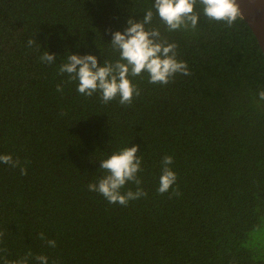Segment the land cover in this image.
Instances as JSON below:
<instances>
[{"label": "trees", "instance_id": "16d2710c", "mask_svg": "<svg viewBox=\"0 0 264 264\" xmlns=\"http://www.w3.org/2000/svg\"><path fill=\"white\" fill-rule=\"evenodd\" d=\"M154 3L0 0V155L27 169L0 163V264L29 252L28 264L39 255L49 264H264L246 244L264 218L262 51L241 16L229 28L197 3L195 29L168 31ZM148 10L146 29L177 45L190 75L167 85L131 78L141 94L121 105L81 95L59 74L69 54L117 61L111 33ZM45 51L53 64L41 61ZM137 145L147 196L122 206L88 190L106 174L102 160ZM165 156L178 196L158 193Z\"/></svg>", "mask_w": 264, "mask_h": 264}, {"label": "clouds", "instance_id": "9594fccd", "mask_svg": "<svg viewBox=\"0 0 264 264\" xmlns=\"http://www.w3.org/2000/svg\"><path fill=\"white\" fill-rule=\"evenodd\" d=\"M199 3L203 6V14L210 20L222 22L231 28L240 17L241 12L237 0H155L154 8L159 18L167 26L168 31H175L189 27L195 29L199 19V13L194 7ZM153 11L148 10L143 20L134 21L129 18L127 27L122 32H112L111 46L114 51L119 52V59L110 62L104 60L100 66L98 58L94 55L69 54L67 62L59 68V74L68 75V82L78 81L77 92L86 97H92L95 93L100 94V100L108 104L119 96L121 105H131L134 97H139L141 90L132 82L131 78L148 74V82L151 84L167 85L173 82L177 74L190 75L185 62L177 60L174 43L161 41V33L158 29H146L145 25L151 23ZM110 31V30H109ZM36 41L29 39L31 46ZM41 61L53 64L56 61L55 54L45 51ZM58 92L63 88L57 85ZM259 99L264 100V90L258 93ZM139 145L126 147L109 158L100 162V169L105 175L98 182L89 183L88 190L101 194L109 203L127 206L129 201L137 200L147 196V193L140 187L142 181L138 173L142 171L141 164L143 156H137ZM172 156H165L162 160V174L159 180L158 193L165 194L172 189V195H179L176 185L177 175L169 165L173 164ZM0 163L12 168L20 167L21 175H27V169L20 166V161L14 160L11 155H0ZM132 182L137 188L122 193L121 189L126 183ZM4 236L0 232V238ZM39 238L46 240L44 233ZM49 247H56L55 240H46ZM6 251V249H0ZM32 253L24 258L13 261L12 264H28ZM38 264H49L48 258L43 255L35 257Z\"/></svg>", "mask_w": 264, "mask_h": 264}, {"label": "water", "instance_id": "95a60500", "mask_svg": "<svg viewBox=\"0 0 264 264\" xmlns=\"http://www.w3.org/2000/svg\"><path fill=\"white\" fill-rule=\"evenodd\" d=\"M241 17L255 36L264 56V0H237Z\"/></svg>", "mask_w": 264, "mask_h": 264}, {"label": "rangeland", "instance_id": "374dc122", "mask_svg": "<svg viewBox=\"0 0 264 264\" xmlns=\"http://www.w3.org/2000/svg\"><path fill=\"white\" fill-rule=\"evenodd\" d=\"M246 244L264 257V218L261 219L260 225L249 233Z\"/></svg>", "mask_w": 264, "mask_h": 264}]
</instances>
